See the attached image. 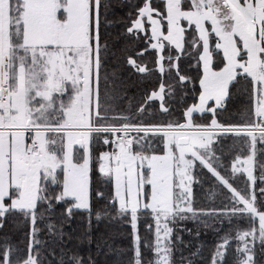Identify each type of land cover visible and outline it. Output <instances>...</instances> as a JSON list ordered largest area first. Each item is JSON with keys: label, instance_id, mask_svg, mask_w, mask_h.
<instances>
[{"label": "snow or ice", "instance_id": "obj_1", "mask_svg": "<svg viewBox=\"0 0 264 264\" xmlns=\"http://www.w3.org/2000/svg\"><path fill=\"white\" fill-rule=\"evenodd\" d=\"M77 214L81 242L108 217L127 246L65 250ZM205 217L213 243L177 261L170 225ZM17 219L0 264H264V0H0V230Z\"/></svg>", "mask_w": 264, "mask_h": 264}, {"label": "trees", "instance_id": "obj_2", "mask_svg": "<svg viewBox=\"0 0 264 264\" xmlns=\"http://www.w3.org/2000/svg\"><path fill=\"white\" fill-rule=\"evenodd\" d=\"M126 11H128L126 7L118 8L116 10L117 16H124ZM113 31H119V26H117V28ZM122 44L123 41L117 44V48L121 47ZM145 55L147 56V54ZM121 63L123 62L121 61ZM121 75H123L125 78L127 94L131 98L134 111L135 105L139 100L143 88V84L141 82L143 74H134V70L129 71L128 68L125 67ZM150 79L152 84L157 83L155 75H153ZM161 82L164 83L166 91L172 83V81L168 78H165ZM155 115L159 117L158 112L155 113ZM144 118L149 119L150 117L145 116ZM99 147L101 148V150L109 149V147L105 145H100ZM224 162L226 164L230 163V158H225ZM194 194L196 203L201 207L207 208L209 205H213L219 202L218 198L213 199L210 196L209 185H205L203 189H197L194 186ZM204 220L206 221V223L186 220L179 221L178 223L172 225L173 235H178L182 240V243L178 242L179 251L175 252V259L177 261H179L181 258V252L185 258L195 259V257L191 256V253L197 247H199L201 244L210 246L213 243L214 239L216 238L214 229H216L218 225L211 218L205 217ZM49 222L57 223V219L53 217ZM24 227L25 226L18 219L16 221L10 220L5 225L4 229L0 230V237H3L7 234L9 237H11L13 242L21 241L23 239L22 233ZM88 227L89 226L87 219L82 214H77L76 216L71 218L70 221L65 223L63 226L64 232L72 236L71 240L68 239V235H65L63 237L65 250H78L83 256L92 255L93 258H99L100 260H103V256L97 257L96 255L98 244H100L104 248V251H107V247H105V245H110L113 248H122L126 247L128 244L127 239H125V235L129 231V229L125 226H122L118 222L110 221L108 217H103L99 221H97L93 217L90 233L92 237L91 243H89L87 240L81 242V240L77 239V237H80L84 232H86L88 230ZM197 233H199V235H197ZM44 238L50 242L49 246L55 248L57 250V253H59L60 243L58 241V238L49 235L47 229H44ZM204 252L205 255H207L208 247H205ZM185 264H187V259L185 260Z\"/></svg>", "mask_w": 264, "mask_h": 264}, {"label": "rangeland", "instance_id": "obj_3", "mask_svg": "<svg viewBox=\"0 0 264 264\" xmlns=\"http://www.w3.org/2000/svg\"><path fill=\"white\" fill-rule=\"evenodd\" d=\"M105 146H107V145H105ZM113 148L115 147L114 145L112 146ZM109 150V149H108ZM170 227H172V225H170Z\"/></svg>", "mask_w": 264, "mask_h": 264}]
</instances>
